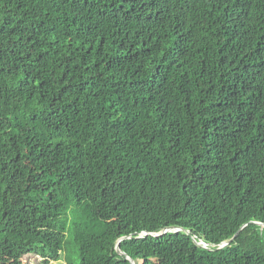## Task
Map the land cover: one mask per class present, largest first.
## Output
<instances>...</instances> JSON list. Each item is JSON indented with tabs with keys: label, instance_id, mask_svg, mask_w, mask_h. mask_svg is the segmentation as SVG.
<instances>
[{
	"label": "trees",
	"instance_id": "trees-1",
	"mask_svg": "<svg viewBox=\"0 0 264 264\" xmlns=\"http://www.w3.org/2000/svg\"><path fill=\"white\" fill-rule=\"evenodd\" d=\"M70 209L76 264H264V0H0V264Z\"/></svg>",
	"mask_w": 264,
	"mask_h": 264
},
{
	"label": "rangeland",
	"instance_id": "rangeland-1",
	"mask_svg": "<svg viewBox=\"0 0 264 264\" xmlns=\"http://www.w3.org/2000/svg\"><path fill=\"white\" fill-rule=\"evenodd\" d=\"M72 216L73 211L70 209L69 219L65 230L63 249L61 251L60 258L55 260L53 264H76L78 262L77 248L70 232ZM21 262L22 264H42L41 258L33 253L23 256L21 258Z\"/></svg>",
	"mask_w": 264,
	"mask_h": 264
},
{
	"label": "water",
	"instance_id": "water-1",
	"mask_svg": "<svg viewBox=\"0 0 264 264\" xmlns=\"http://www.w3.org/2000/svg\"><path fill=\"white\" fill-rule=\"evenodd\" d=\"M168 229H170V228H168ZM164 231H166V230H164ZM237 233H238V232H237ZM237 233H235V235H236ZM235 235H234V236H235ZM234 236H233V237H234ZM233 237H232L231 239H233ZM231 239H230V240L223 241L222 244L220 245V247L227 245V244L231 241ZM197 244H199V242H197ZM203 246H205V243H203ZM117 247H118V249H119V245H117ZM131 261H132V264H134L133 260H131Z\"/></svg>",
	"mask_w": 264,
	"mask_h": 264
}]
</instances>
